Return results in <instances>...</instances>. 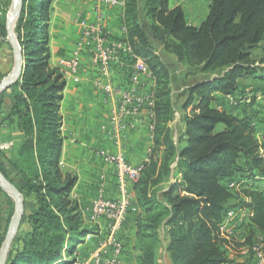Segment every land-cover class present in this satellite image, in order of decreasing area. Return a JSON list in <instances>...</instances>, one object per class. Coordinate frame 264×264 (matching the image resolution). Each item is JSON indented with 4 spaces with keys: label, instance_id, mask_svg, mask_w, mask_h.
<instances>
[{
    "label": "trees",
    "instance_id": "16d2710c",
    "mask_svg": "<svg viewBox=\"0 0 264 264\" xmlns=\"http://www.w3.org/2000/svg\"><path fill=\"white\" fill-rule=\"evenodd\" d=\"M55 1L25 0L16 27L25 69L12 87L18 89L12 113L24 134L23 163L14 165L0 153V170L23 194L25 215L7 264L63 263L73 253L70 244L96 231L71 198L78 177L60 165L68 75L51 65ZM124 4L123 40L155 80L154 147L133 191L139 210L137 264H158V251L169 264L229 263L224 220L236 209L246 212L251 238L260 235L264 250V190L249 182L240 190L237 183L264 179L256 97L235 116L216 104L215 96L236 94L244 79L264 80V0H210L200 27L189 26L183 8H171L169 0ZM0 20L5 40V16ZM7 92L0 95V106ZM179 115L183 130L172 127ZM9 222L10 217L0 238Z\"/></svg>",
    "mask_w": 264,
    "mask_h": 264
},
{
    "label": "crops",
    "instance_id": "0c3cea01",
    "mask_svg": "<svg viewBox=\"0 0 264 264\" xmlns=\"http://www.w3.org/2000/svg\"><path fill=\"white\" fill-rule=\"evenodd\" d=\"M173 1L172 5L170 3L171 0H169L170 6L172 8H183L185 19L189 26L200 27L209 15V12L207 13L204 10L206 18L199 20L196 24V20L199 19V14L202 10L201 7H203L201 0ZM3 2L4 0H0V5ZM206 3L210 7V0H207ZM96 6H101V11L105 16L104 26L111 32L112 36L119 39L124 36V0H122L121 6L115 7L109 6L102 0L101 2L99 0H56L53 4L49 28L51 65L53 67H58L62 58L72 55L80 37V29L74 24L72 13H74L75 17L78 14H82L89 19H94V9ZM6 42L8 40H4L0 35V74L3 76H8L11 73L12 69L10 65L12 62L14 67V55H10V48ZM123 54L127 53L123 52ZM60 69L68 75L64 99L61 105L64 142L60 165L64 173H72L78 177L77 184L71 193V198L78 202L85 222L96 227V231L83 240L84 243H88L87 247L83 250L76 249L75 254L78 259L69 263L79 264L80 261L88 258L93 250L96 249L97 238L102 234V226L97 225V219L92 214H88L93 201L99 197L117 199L120 196L116 181V169L104 161L101 153L103 151L110 153L122 152L130 163L140 165L136 167V170L141 171L149 163L151 150L154 147L153 133L150 131V129H153L151 126L153 119L150 117V121H147L146 115L136 117L133 121L134 128L127 132L123 141L120 143L114 142L107 133L109 129L110 107L101 91L96 87V79L99 76L97 64L89 57H84L81 60L78 74L73 78L69 76L65 68ZM179 73L184 74V70L180 69ZM114 74L116 75V73ZM142 74L150 78V80H144L143 92L148 91L150 88L149 102L153 107L152 100L155 80L149 70ZM116 79L120 82L117 76ZM7 91L4 102L0 106V153L10 163L21 166L23 163L21 146L24 142V134L19 128V117L14 116V113H12L14 107L13 95L17 93L18 89L11 87ZM249 93L259 95V98L256 100L257 103L260 100H264V96H261L264 93V80L259 78L244 79L241 81L240 90L232 95V98L227 99V96L223 94H216V104L222 103L223 107L232 112L233 115L241 116L239 106L244 103L242 102L243 100H249L247 96ZM261 105L263 106L262 103L259 106ZM260 114L256 126L257 138L259 135L263 136L264 134V120ZM184 125L179 115L176 117L172 127L182 128L183 130ZM263 137L259 139L260 142ZM259 179L261 178L257 177V180ZM246 180L248 179L243 180L244 183ZM250 181H252L251 184L255 185V187L264 190V188L258 186V182ZM130 185H132V191H134L135 184L130 183ZM2 191L0 188V232L5 228L11 214L9 211L6 213L2 211V205L5 203V206H8L10 203V201L8 203L10 197L8 198ZM134 200L136 201L135 198ZM138 215L139 210L135 203L130 219L126 221L123 229L117 233L119 238L124 242V252L121 255L123 264H137L135 246ZM244 216L246 219L243 224H238L235 229V231L238 230L237 240L232 238L233 242H229L228 258L230 262L227 264H236L238 262L236 260L237 256L233 255V250L238 252L246 249L247 246L251 247V242L256 238H260V235L254 237V239L251 238L252 233H254L251 230L252 224L250 219H247L246 214ZM247 216H249L248 212ZM162 259V264H169L164 253L162 254L159 251L157 262L161 264ZM64 263H68L67 260ZM248 264L255 263L252 261Z\"/></svg>",
    "mask_w": 264,
    "mask_h": 264
},
{
    "label": "built area",
    "instance_id": "2783aa9c",
    "mask_svg": "<svg viewBox=\"0 0 264 264\" xmlns=\"http://www.w3.org/2000/svg\"><path fill=\"white\" fill-rule=\"evenodd\" d=\"M102 1L113 7L121 6L122 3V0ZM100 7H95L94 19L82 14L76 15L74 24L80 29V37L72 55L62 58L58 67L65 68L73 78L78 74L84 57H89L97 64L99 76L96 79V87L110 107L107 133L114 142L120 143L127 132L134 128L133 121L136 117L146 115L147 121H150V117L153 116L152 105L149 102L150 88L143 92L144 80L150 78L142 74L134 58L123 54V37L114 38L105 28V16ZM150 131L153 133V129ZM101 155L106 163L116 169L120 196L117 199L99 197L93 201L88 214L96 217L97 225L102 226V234L97 238L96 249L79 264H123L121 255L124 252V242L117 233L123 229L134 211L130 175H133L136 167L140 165L130 163L122 152L103 151ZM233 185H236V182H233ZM237 215L230 213L227 219L225 218L224 231L231 234L235 232ZM254 251L257 253L256 264H264V250Z\"/></svg>",
    "mask_w": 264,
    "mask_h": 264
},
{
    "label": "water",
    "instance_id": "95a60500",
    "mask_svg": "<svg viewBox=\"0 0 264 264\" xmlns=\"http://www.w3.org/2000/svg\"><path fill=\"white\" fill-rule=\"evenodd\" d=\"M24 1L25 0H15L12 10L7 18V40L13 50L14 67L11 73L0 82V95L18 83L24 74L25 62L22 48L15 33V25L23 11ZM0 188L6 191L15 202V213L8 227L6 238L0 252V264H7L11 247L19 232L25 215V199L20 190L5 177L1 170Z\"/></svg>",
    "mask_w": 264,
    "mask_h": 264
},
{
    "label": "rangeland",
    "instance_id": "374dc122",
    "mask_svg": "<svg viewBox=\"0 0 264 264\" xmlns=\"http://www.w3.org/2000/svg\"><path fill=\"white\" fill-rule=\"evenodd\" d=\"M14 1L15 0H4V2L0 5V18L3 20V18H4V16H5V18H6V22H7V18H8V15L10 14V12H11V10H12V7H13V3H14ZM206 1L207 0H201V4H203V7H201L202 8V10H201V13L199 14V19H197L196 20V24H197V22H199V20H202V19H204V18H206V13H204V10L208 13L209 12V4H207L206 3ZM172 5H173V3H174V1L173 0H171V2H170ZM186 6V5H185ZM171 7V6H170ZM172 8V7H171ZM73 15L72 16H74L75 17V15H74V13H72ZM76 14V13H75ZM51 17H52V14H51ZM74 17H73V19H74ZM1 21V20H0ZM51 22V21H50ZM17 23H18V21L16 22V25H15V33H16V27H17ZM1 35V34H0ZM16 36H17V34H16ZM3 38V37H2ZM5 40H7V39H5ZM258 53V52H257ZM255 55H256V52H255ZM258 55V54H257ZM10 68L11 69H13V62L11 63V65H10ZM12 71V70H11ZM10 74V73H9ZM181 74V73H180ZM5 77H7V76H4L1 80H0V82L5 78ZM248 98H249V100L248 101H250V99L252 98V97H256V100L259 98V95L258 94H254V93H249L248 95ZM261 96H264V93L261 95ZM229 98H232V96H227V99H229ZM263 101V102H262ZM260 100V101H258V103H257V101H256V105L254 106V108L255 109H259L260 110V112L259 113H261L260 114V116H262V118H263V120H264V100ZM242 102H245V101H242ZM263 104V106L261 105V106H259L260 104ZM258 104V105H257ZM258 110V111H259ZM260 126V125H259ZM263 136H264V134H263ZM263 136H261V135H259V137H258V140L260 139V138H262ZM259 143H260V140H259ZM261 146H262V148H263V145L262 144H260ZM264 149V148H263ZM151 152H152V150H151ZM151 155V154H150ZM258 181H260V182H258V186L259 187H261V188H264V179H259ZM247 182H249V180H246L245 181V183H247ZM252 181H250L249 183H251ZM237 183H239V189L240 190H243V188H245L244 186H242V184L244 183V181H241V182H237ZM231 183H229V185H230ZM3 190V189H2ZM231 190V189H230ZM2 192H4L5 193V195H7V197L9 198H11V196L6 192V191H2ZM12 199V198H11ZM9 201H10V203H9ZM8 206H5L6 204L4 203L3 205H2V211H3V213L5 212H11V214H10V222H11V220H12V218H13V216H14V213H15V202H14V200L12 199V201L9 199L8 200ZM230 213H234V214H238L237 215V217H236V224L238 225V224H240V225H242L243 224V222H244V220L246 219L245 218V214H246V212H243L242 210H239V209H236V210H231L229 213H228V215L230 214ZM242 214V215H241ZM228 215H227V217H228ZM227 217H226V219H227ZM10 222H9V224H8V227H9V225H10ZM1 224V223H0ZM7 224V223H6ZM3 225V224H2ZM225 233H227V235H229V237H231V238H234V240H237V238H238V230L237 231H235L234 233H230V232H227V231H225ZM1 234V233H0ZM233 235V236H232ZM250 237V236H249ZM248 237V238H249ZM5 238H6V234H3V236L0 238L1 239V241H0V244H1V246H0V252H1V249H2V246H3V244H4V241H5ZM247 238V239H248ZM247 241V240H246ZM260 243V241L258 240V239H255V240H253L252 242H251V244H253L251 247L250 246H247V248L246 249H243V250H240V251H238V252H235L234 250L232 251L233 252V255L235 254V256H237V258H236V260H238V262L236 263V264H248V263H250V262H254L255 264H256V255H257V253L254 251L255 250V247H256V245L257 244H259ZM87 245H88V243L86 242V243H84V241H82V242H80V243H78V244H76V245H73V244H70L69 245V248L70 249H72V248H74L73 249V253L71 254V255H67V257H66V260H67V262L68 263H59V264H69V263H71L73 260H75V259H78L77 258V255L75 254L76 253V251L77 250H83V249H85V247H87ZM236 248V247H235ZM77 249V250H76ZM238 249V248H237ZM159 252V251H158ZM158 254V253H157ZM65 260V261H66ZM161 264L163 263V259L161 260V262H160ZM159 264V263H158Z\"/></svg>",
    "mask_w": 264,
    "mask_h": 264
},
{
    "label": "bare ground",
    "instance_id": "6f19581e",
    "mask_svg": "<svg viewBox=\"0 0 264 264\" xmlns=\"http://www.w3.org/2000/svg\"><path fill=\"white\" fill-rule=\"evenodd\" d=\"M123 52H126L129 56H131L132 58H134L135 62H138L139 66H140V71L142 73L148 71V68H147V65L145 64V62L141 58H139V57H137L136 55L133 54L131 48L129 47V45L124 40H123ZM152 101H153V106H154V100H152ZM152 114H153V112H152ZM151 118L153 119V116ZM151 126L153 128V122L151 123ZM261 142L264 143V137H263V139H262ZM139 178H140V171H137L136 170V172H134L133 175H130V183L131 184H136L138 182ZM131 201H132L133 207H134L135 202H134L133 191H131ZM94 218H96V217L94 216ZM225 235L227 236V239L229 240V242H233L232 241V238L229 237V235H227V233H225ZM255 249L263 250L262 243L261 244H258L255 247Z\"/></svg>",
    "mask_w": 264,
    "mask_h": 264
}]
</instances>
